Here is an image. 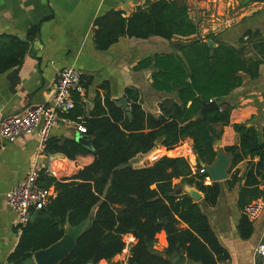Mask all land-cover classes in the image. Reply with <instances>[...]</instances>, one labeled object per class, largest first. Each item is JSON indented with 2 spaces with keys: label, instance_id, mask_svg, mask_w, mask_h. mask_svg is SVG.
Segmentation results:
<instances>
[{
  "label": "trees",
  "instance_id": "16d2710c",
  "mask_svg": "<svg viewBox=\"0 0 264 264\" xmlns=\"http://www.w3.org/2000/svg\"><path fill=\"white\" fill-rule=\"evenodd\" d=\"M94 26L98 50H106L122 35L170 40L197 33L187 6L177 0H147L128 16L111 10L98 17ZM36 29H30L27 39ZM243 36L256 39L242 37L243 44L238 47L218 43L213 48L196 39L181 45L178 52L140 60L134 69H155L151 74L153 88L178 92V102H161L158 116L142 108L140 94L133 88L125 90L130 115L108 94L97 95L87 113L81 96L73 93L74 107L65 116L84 126L83 133L91 138L92 150L73 139L48 138L44 152L61 153L69 159L91 153L94 159L69 177L47 175L45 169L38 171V182L53 193L35 219L21 229L10 264H22L34 252L60 240L67 226H77L87 219L89 224L74 247L57 264L109 261L123 251L126 234L136 240L127 256L128 264H172L169 257L173 255L201 264L226 261L229 255L210 228L199 202L187 192L177 191L183 185L193 187L201 193L203 203L211 207L219 196V182L206 183L207 173L193 171L185 157L169 156L158 145L169 151L190 138L197 169L200 162L214 161L213 142L221 134L215 125L229 124V109H203V104L240 86L243 74L256 78L264 63L261 32L246 31ZM27 45L26 40L0 34V73L20 64ZM102 87L107 89V83ZM233 129L238 134V144L225 147L232 157L226 182L232 187L243 181L237 198L238 209L243 211L264 195L259 187V177L264 175V129L259 132L236 123ZM137 157L142 160L134 166L131 163ZM255 157L258 159L254 162ZM244 160L247 166L241 172L237 165ZM175 179L180 181L174 183ZM237 228L240 236L247 238L252 233V222L242 213ZM161 230L166 234V258L152 250Z\"/></svg>",
  "mask_w": 264,
  "mask_h": 264
},
{
  "label": "crops",
  "instance_id": "0c3cea01",
  "mask_svg": "<svg viewBox=\"0 0 264 264\" xmlns=\"http://www.w3.org/2000/svg\"><path fill=\"white\" fill-rule=\"evenodd\" d=\"M146 1L0 0V34L28 41L18 73L13 78L10 75L11 70L18 65L0 73V119L22 113L29 106L51 103L56 73L63 67H74L80 72L83 87L81 99L87 113L92 110L97 95L104 97L108 94L118 104L122 98L127 100L126 88H133L140 94L142 108L158 116L161 113V102L165 99L178 102V92L153 88L151 74L155 69L153 66L134 69L140 60L156 54L178 52L181 45L196 39H210L215 46L225 43L238 47L243 44L242 37L248 41L256 39L254 36L252 40L243 36L246 31H260L264 38V0H177L187 6L189 17L197 25V33L187 37L174 36L170 40L158 36L140 39L122 35L106 50L96 48L94 23L98 17L111 10H120L123 16H128L137 7L144 6ZM32 27L37 29L32 38L27 39ZM104 83H107V89L102 87ZM215 101L219 107L229 109V124L215 125L221 133L214 139L215 151L219 147L225 152L226 146L238 144V134L233 129L235 123L252 126L262 132L264 63L260 65L256 78L243 74L240 86ZM66 113L59 115L48 138L77 141L78 135L86 136L77 129L79 120L67 118ZM86 138L91 140L88 136ZM158 148L169 156L185 157L191 167L198 164L190 138L184 139L169 151L160 145ZM58 154L61 153L39 151V140L34 134L21 135L12 142L0 139V264H10L9 257L19 238L17 217L5 202V193L23 181L32 164L37 165L38 171L49 168V175L61 178L72 176L77 169L90 164L94 159L91 153L77 154L73 159ZM257 159L255 157L253 161ZM141 160L142 157L134 158L131 164L139 166ZM247 160L237 165L241 172L246 168ZM259 181V187L264 192V175L259 177ZM210 182L209 178L206 179V183ZM218 182L220 192L216 204L209 207L203 203L202 197L198 202L218 242L229 255L221 264H264V257L256 251L257 246L264 242V210L257 219L251 221V235L241 237L237 225L243 211L238 209L237 198L243 181L232 187L226 179ZM261 198L264 199V195ZM88 224L89 219L82 230ZM124 242L125 247L121 253L109 261L101 260L98 264H125L136 240L131 234H126ZM166 247V234L161 230L156 235L152 250L166 258ZM175 257L184 258V264H201L178 255L169 257L170 261Z\"/></svg>",
  "mask_w": 264,
  "mask_h": 264
},
{
  "label": "built area",
  "instance_id": "2783aa9c",
  "mask_svg": "<svg viewBox=\"0 0 264 264\" xmlns=\"http://www.w3.org/2000/svg\"><path fill=\"white\" fill-rule=\"evenodd\" d=\"M73 93L80 96L83 94L81 74L74 67H63L56 73L52 102L29 106L22 113L8 115L0 119V139L12 142L21 135L34 134L39 140V151L43 152L50 130L57 123L59 115L74 107ZM77 129L80 132H85L82 125H78ZM191 168L193 171L206 173L202 166L198 169L197 166ZM45 173L49 175L51 170L45 169ZM52 193L51 188H46L38 182L36 164L31 165L21 183L16 184L5 193L6 204L17 217L19 234L30 221L33 211L46 205ZM263 210L264 199L260 197L247 204L243 214L253 221L259 217ZM256 251L264 257V242L257 246ZM125 264H128L127 258Z\"/></svg>",
  "mask_w": 264,
  "mask_h": 264
},
{
  "label": "water",
  "instance_id": "95a60500",
  "mask_svg": "<svg viewBox=\"0 0 264 264\" xmlns=\"http://www.w3.org/2000/svg\"><path fill=\"white\" fill-rule=\"evenodd\" d=\"M206 43L213 48L215 46L214 42L210 39L206 40ZM20 64L13 68L10 72L11 77L13 78L19 70ZM16 80V78H15ZM14 84V81L11 83ZM11 88V87H10ZM118 104L123 107V109L126 111L128 115H130L128 111V104L126 98H122L118 101ZM219 105L215 100H210L207 103L203 104V109H218ZM76 140L81 143L82 145L90 148L92 150V144L91 140L86 138V136H77ZM60 156H63L62 154H58ZM232 157L225 153L221 148H216V156L212 163L205 164L200 162V166H202L207 175L208 178L211 181H222L228 178V169L231 163ZM177 191H185L187 192L195 201H199L201 199V193L198 192L193 187H179ZM38 210H34L31 214L30 221H33L36 217ZM86 220L82 223L78 224L77 226L71 227L67 226L69 229L66 230L61 237L60 240L49 246L48 248L38 250L33 253L32 256L26 258L23 260L22 264H57L60 262L64 257L67 256V254L72 250V248L75 245V242L81 232L83 231V227ZM184 258L175 257L171 260L172 264H184Z\"/></svg>",
  "mask_w": 264,
  "mask_h": 264
},
{
  "label": "rangeland",
  "instance_id": "374dc122",
  "mask_svg": "<svg viewBox=\"0 0 264 264\" xmlns=\"http://www.w3.org/2000/svg\"><path fill=\"white\" fill-rule=\"evenodd\" d=\"M170 153H171L170 155H172L173 152H170ZM174 182H175V181H174ZM175 183H178V182H175Z\"/></svg>",
  "mask_w": 264,
  "mask_h": 264
}]
</instances>
